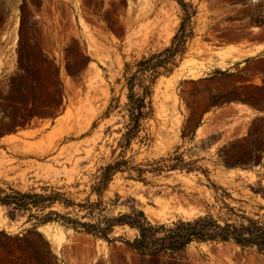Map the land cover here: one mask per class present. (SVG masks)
I'll return each instance as SVG.
<instances>
[{"label": "rangeland", "instance_id": "374dc122", "mask_svg": "<svg viewBox=\"0 0 264 264\" xmlns=\"http://www.w3.org/2000/svg\"><path fill=\"white\" fill-rule=\"evenodd\" d=\"M183 1L193 12L185 51L170 73L155 80L152 115L123 156L149 169L181 154L207 176L167 168L146 171L143 180L132 171V178L116 173L103 199H120L106 214L127 212L132 198L151 223L222 217L220 190L208 178L229 193L230 206L264 219V197L250 188H264V0ZM2 2L9 12L0 19V188L40 193L54 187L75 201L94 199L90 187L99 167L120 154L124 64L168 47L184 12L175 0ZM21 14L34 43L26 40L23 53L31 73L18 77ZM248 54L253 56L242 57ZM55 75L61 96L52 92ZM112 98L118 108L105 115ZM28 108L38 114L26 120ZM224 145L228 160L252 154L261 156L260 163L227 169L219 156ZM50 209L65 211L57 204ZM30 213L40 214L23 211L10 218L0 205V264H151L123 242L137 234L127 225L115 226L109 243L57 221L35 226ZM177 263L264 264V253L232 243H191ZM155 264L174 263L158 255Z\"/></svg>", "mask_w": 264, "mask_h": 264}, {"label": "trees", "instance_id": "16d2710c", "mask_svg": "<svg viewBox=\"0 0 264 264\" xmlns=\"http://www.w3.org/2000/svg\"><path fill=\"white\" fill-rule=\"evenodd\" d=\"M184 12L177 32L171 39L170 45L161 51L151 53L147 56H141L133 63H125L122 76L127 88L124 111L126 121L123 125V132L120 136L117 146L120 148V154L114 157L110 162L99 167L98 174L90 187V194L95 195L94 199L88 196L83 201H75L60 192L54 187H42L41 192L18 191L8 188V191L0 188V205L7 208V213L12 218L15 213L23 211H38L40 214L30 213L29 217L34 218L38 223L57 221L75 232L91 235L95 238L103 239L107 242L115 241L111 236L113 228L117 225H127L134 228L137 234L131 240H123L132 250L139 255L150 259L151 264H155L158 255H162L164 260L170 258L174 264L177 263L178 253H184L191 243H232L242 249H255L258 253H264V219L253 218L244 214L240 209L230 206L225 201L230 198L221 187L211 183L214 191L217 193L216 199L221 201L224 209V216L213 217L210 214L198 215L194 218L183 220L177 219L170 223H151L148 221L143 211L136 207L134 199L128 201V211L118 212L115 216H109L106 211L110 205H117L120 197L115 194L114 199H103L104 191L107 190L109 183L116 173L128 172L132 178L131 171L135 173V178L143 180L141 175L146 172H159L163 168L170 170L179 169L187 172L200 170L205 176L206 170L195 165V161L184 162L181 154H175L168 159H159L154 164H149V169L139 168L131 165L130 161L124 158V150L130 146L133 139L139 136L143 131L144 122L152 115V86L155 80L161 74L170 73L175 66L176 57L184 53L187 40L190 38L189 19L193 12L189 11L190 6L183 0H175ZM36 7L38 4H36ZM21 10V7H18ZM9 10L4 3H0V19L3 14H8ZM3 13V14H2ZM26 40L34 43L33 35L30 37L25 34V17L21 14L18 24L17 41V76L23 77L31 73V68L23 63V53ZM74 73V72H73ZM137 88V90H136ZM19 92L21 93L20 86ZM52 92L59 96L61 93V84L55 75V85ZM115 101V103H113ZM118 108V99L112 98L108 104L105 115ZM38 113L28 108L26 120L37 116ZM55 117V116H53ZM143 141L147 137L141 138ZM248 142V146L251 145ZM235 144L231 145V148ZM227 146L219 150V156L223 166L229 168L250 169L260 163V155L247 154L242 157L228 160L224 155ZM169 161V163H165ZM254 194L264 197V188L261 186L250 187ZM54 204L61 206L65 211L60 213L50 209ZM49 208L45 213L43 211Z\"/></svg>", "mask_w": 264, "mask_h": 264}, {"label": "crops", "instance_id": "0c3cea01", "mask_svg": "<svg viewBox=\"0 0 264 264\" xmlns=\"http://www.w3.org/2000/svg\"><path fill=\"white\" fill-rule=\"evenodd\" d=\"M257 47V46H256ZM256 47H254V48H245V49H239V50H237L236 51V53L234 54V56H237V55H239V54H241V53H245V52H249V51H253ZM259 47H262L261 49H260V51H262V50H264V46H259ZM259 51V52H260ZM249 56H253V55H244V56H242V57H249Z\"/></svg>", "mask_w": 264, "mask_h": 264}]
</instances>
